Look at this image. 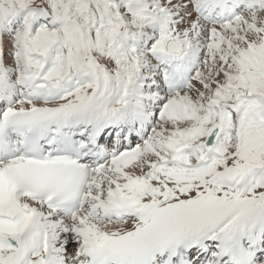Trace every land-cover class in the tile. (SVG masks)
Instances as JSON below:
<instances>
[{
	"label": "snow or ice",
	"instance_id": "snow-or-ice-1",
	"mask_svg": "<svg viewBox=\"0 0 264 264\" xmlns=\"http://www.w3.org/2000/svg\"><path fill=\"white\" fill-rule=\"evenodd\" d=\"M0 264H264V0H0Z\"/></svg>",
	"mask_w": 264,
	"mask_h": 264
}]
</instances>
